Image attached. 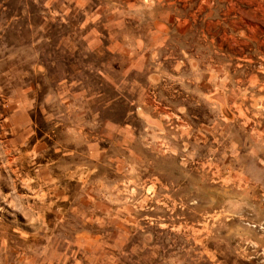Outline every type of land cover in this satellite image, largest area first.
<instances>
[{"label": "rangeland", "instance_id": "obj_1", "mask_svg": "<svg viewBox=\"0 0 264 264\" xmlns=\"http://www.w3.org/2000/svg\"><path fill=\"white\" fill-rule=\"evenodd\" d=\"M96 2L0 0V264H264V0Z\"/></svg>", "mask_w": 264, "mask_h": 264}, {"label": "crops", "instance_id": "obj_2", "mask_svg": "<svg viewBox=\"0 0 264 264\" xmlns=\"http://www.w3.org/2000/svg\"><path fill=\"white\" fill-rule=\"evenodd\" d=\"M131 4H132V0H98V2L93 4V9L85 13L86 16L83 19L87 21H112L116 27H122L123 30L130 29L128 23L130 22L131 19L130 17ZM60 17H62L61 13H60ZM149 32L152 38H154V40L158 36H161L153 28H151ZM142 34H143V29H142ZM156 34L158 35L157 37H155ZM145 45L146 43L144 41V36H143L142 37V74L144 73L147 64V54H146ZM92 50L93 48L91 49V51Z\"/></svg>", "mask_w": 264, "mask_h": 264}, {"label": "bare ground", "instance_id": "obj_3", "mask_svg": "<svg viewBox=\"0 0 264 264\" xmlns=\"http://www.w3.org/2000/svg\"><path fill=\"white\" fill-rule=\"evenodd\" d=\"M256 10V9H255Z\"/></svg>", "mask_w": 264, "mask_h": 264}]
</instances>
